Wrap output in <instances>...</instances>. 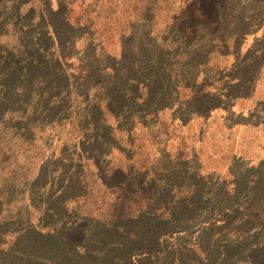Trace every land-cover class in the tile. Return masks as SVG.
I'll use <instances>...</instances> for the list:
<instances>
[{"label": "trees", "instance_id": "obj_1", "mask_svg": "<svg viewBox=\"0 0 264 264\" xmlns=\"http://www.w3.org/2000/svg\"><path fill=\"white\" fill-rule=\"evenodd\" d=\"M141 20L139 27H127L128 40H121L117 59L93 48L89 40L76 50V27L51 0H0V135L11 128L6 117L15 105L10 101L21 102L26 88L49 102L58 120L69 115L72 98H78L75 111L82 133L70 153L63 149L59 173L48 172L50 190L35 222L27 214L5 216V194L0 198V264H264V158L250 167L234 161L227 182L199 173L179 154L167 164V172L162 162L166 159L138 165L117 146L116 130L146 128L167 110L181 125L192 117H206L204 126L215 108L228 106V76L224 87L212 92L198 85L196 74L190 87L171 85L162 59L167 55L165 42L155 57L152 18L142 15ZM136 28L144 35L137 40ZM3 37H10V43H2ZM75 53L81 55L77 74L66 59ZM159 67L161 75L156 74ZM247 95L234 92L231 101ZM259 125L255 127L261 133ZM113 150L122 152L124 165L112 164ZM90 165L107 189L119 191L107 222L79 217L76 208H69L83 193L68 190L84 185L83 170ZM45 168L37 182L44 180ZM57 182L58 188H52Z\"/></svg>", "mask_w": 264, "mask_h": 264}, {"label": "rangeland", "instance_id": "obj_2", "mask_svg": "<svg viewBox=\"0 0 264 264\" xmlns=\"http://www.w3.org/2000/svg\"><path fill=\"white\" fill-rule=\"evenodd\" d=\"M51 3L55 8L59 6L68 22L76 27V50H82L89 40L93 42V48L117 59L122 53V42L128 40L124 39L128 34L127 27H139L142 15L151 16V37L155 45L152 53L158 58L160 43L165 42L167 55L162 57L164 73L169 75L167 81L178 88L194 85L191 79L194 74L197 75L195 81L203 90L212 92L213 88H223L231 61V94L246 92L250 97L264 70V0H51ZM36 6L40 11L44 9L38 2ZM198 18L201 21L199 24L196 22ZM207 19L214 24L208 23ZM58 29L59 37L64 39L62 28ZM172 30L173 33L167 35L166 31ZM134 36L137 40L144 35L141 29L136 28ZM1 41L9 44L10 37H3ZM68 56L69 70L77 74L81 55L75 53ZM162 73L159 67L156 74ZM34 88L37 90L38 87ZM29 91L28 88L22 91L21 102L10 101V105H15L6 117L11 128L0 135V158L7 160L0 164L5 169L0 172V198L5 194L2 206L5 216L13 218L17 213L27 214L35 222L39 216L37 210L50 190L48 172L50 175L52 172L59 173L58 159L63 149L70 153L82 136L79 115L75 111L81 102L73 97L69 115L65 116V113L58 120L53 118V107L49 106V102L44 103ZM251 100L242 106L243 115L247 123L260 124L261 144L264 145V101L251 103ZM229 102L225 101L228 106ZM217 111L214 120L203 126L206 117H192L189 123L181 125L176 119L172 120L171 111L167 110L146 128L133 127L130 132L116 130V143L125 157L132 156L138 165L162 158L166 159L162 161L164 168L171 172L167 164L171 166L179 154L181 159H188L199 173L213 174L229 182L232 180L229 171L234 161L240 162L241 167H250L264 157L252 152L258 147L252 130H238L237 137L227 134L222 129V121L228 120L227 113ZM249 111L252 114L247 116ZM239 119L233 117L231 123ZM107 121L112 123L108 117ZM235 137L241 152L238 156H231V151L235 149ZM161 151L166 156L161 155ZM122 152L113 150L110 155L113 165H124ZM42 168H45L42 172L44 180L37 182ZM83 171L86 176L84 185L80 183L68 190V193L78 190L83 195L73 200L69 208H76L79 217L107 222L111 217V203L119 191L107 189L96 175L94 166H87ZM58 185L57 182L52 188L56 189ZM136 209L129 213H134Z\"/></svg>", "mask_w": 264, "mask_h": 264}, {"label": "crops", "instance_id": "obj_3", "mask_svg": "<svg viewBox=\"0 0 264 264\" xmlns=\"http://www.w3.org/2000/svg\"><path fill=\"white\" fill-rule=\"evenodd\" d=\"M113 56H118V55H113ZM264 68V66H263ZM228 83H227V96H228V101L229 102V106L228 108H215L210 115V119H208V122L213 121L216 115V112H218L217 110H221L225 113H227L226 118L228 119L227 121H222V129L224 131H226L227 134H234V136H236V132L238 130H243V131H251L254 132V138L256 139V143H258V147L253 149V154L258 156V157H262L263 156V151L262 149L264 148V145L261 144V135L260 132H258L257 128L255 127L256 124H252L254 126L249 125V123H247L246 121H244L245 119V115H243V111L244 109L242 108V106L249 102V100H251L253 103V101H258L259 99H264V70L261 73V75L259 76V80L257 82V85L253 91V95L251 94L250 97H242V96H237L235 98L232 99L231 101V61L228 64ZM233 117H238L240 118L239 121L233 122L231 123V118ZM207 122V123H208ZM246 123V124H244ZM202 136V135H201ZM237 137V136H236ZM234 138L233 139V144L235 145V149L232 150L231 152V156H238L239 152H241V150L239 149V146L237 145L238 143V138ZM259 141V142H258Z\"/></svg>", "mask_w": 264, "mask_h": 264}]
</instances>
